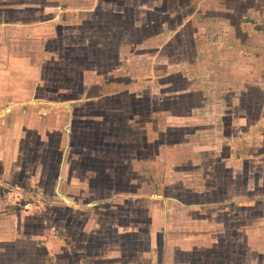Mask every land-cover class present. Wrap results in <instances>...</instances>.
<instances>
[{"label":"rangeland","instance_id":"1","mask_svg":"<svg viewBox=\"0 0 264 264\" xmlns=\"http://www.w3.org/2000/svg\"><path fill=\"white\" fill-rule=\"evenodd\" d=\"M0 9V264H264V0Z\"/></svg>","mask_w":264,"mask_h":264},{"label":"crops","instance_id":"2","mask_svg":"<svg viewBox=\"0 0 264 264\" xmlns=\"http://www.w3.org/2000/svg\"><path fill=\"white\" fill-rule=\"evenodd\" d=\"M1 10V9H0ZM1 27H2V23L0 22V29H1ZM0 61H1V58H0Z\"/></svg>","mask_w":264,"mask_h":264}]
</instances>
